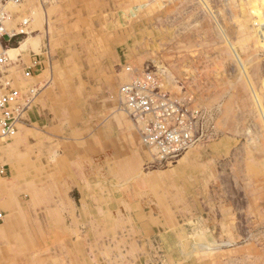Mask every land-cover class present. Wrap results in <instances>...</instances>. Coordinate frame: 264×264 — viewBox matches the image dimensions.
Listing matches in <instances>:
<instances>
[{"label":"crops","instance_id":"obj_1","mask_svg":"<svg viewBox=\"0 0 264 264\" xmlns=\"http://www.w3.org/2000/svg\"><path fill=\"white\" fill-rule=\"evenodd\" d=\"M183 2L5 6L0 81L30 104L16 134L0 135V264H264V238L254 240L264 215L232 223L209 193L229 182L213 149L146 171L152 156L121 109L119 87L176 42ZM171 72L160 83L177 99ZM228 202L237 212L264 197Z\"/></svg>","mask_w":264,"mask_h":264},{"label":"rangeland","instance_id":"obj_2","mask_svg":"<svg viewBox=\"0 0 264 264\" xmlns=\"http://www.w3.org/2000/svg\"><path fill=\"white\" fill-rule=\"evenodd\" d=\"M183 1L176 42L158 63L148 62L136 77L151 72L161 86L163 71L173 69L171 79L180 98H172L204 109L216 123L217 137L195 148L214 149L217 172L228 175L229 182L214 185L209 193L219 197L220 205L230 207L232 223L234 218L238 223L245 218L257 221L264 215V204L258 208L255 202L238 203L244 208L239 206L235 212L228 200L239 194L264 197V0ZM150 154L146 171L171 170L186 156L168 166ZM238 154L243 155L242 178L234 164ZM254 234V240L264 238V225L256 227Z\"/></svg>","mask_w":264,"mask_h":264},{"label":"built area","instance_id":"obj_3","mask_svg":"<svg viewBox=\"0 0 264 264\" xmlns=\"http://www.w3.org/2000/svg\"><path fill=\"white\" fill-rule=\"evenodd\" d=\"M21 1L0 0V38L6 32L5 6ZM6 63L7 58L0 54V72ZM154 75L146 72L119 87L121 109L138 128L142 147L154 154L160 165L169 166L196 146L214 140L217 137L216 123L204 109L190 108L162 91ZM20 97V91L12 88L9 80L0 81L2 137L15 135L17 125L23 121L30 103L20 106Z\"/></svg>","mask_w":264,"mask_h":264},{"label":"bare ground","instance_id":"obj_4","mask_svg":"<svg viewBox=\"0 0 264 264\" xmlns=\"http://www.w3.org/2000/svg\"><path fill=\"white\" fill-rule=\"evenodd\" d=\"M15 4V3H14ZM96 4V3H95ZM172 9V8H171ZM27 20L24 21V26L25 25H28L27 23ZM26 31V29H23V28H20L19 31ZM11 57V56H10ZM239 59V58H238ZM240 60V59H239ZM240 63V62H239ZM158 67V66H157ZM170 87V86H169ZM120 110V109H119ZM14 136V135H13ZM214 150V149H213ZM243 156V155H242ZM242 156H240L239 154L237 155L236 157V160H235V167H236V173H237V176L239 178H242V174L243 173V163L241 162L242 161ZM191 158V157H190ZM125 183V182H124ZM223 183V182H222ZM238 193V192H237ZM239 196H241V194H239ZM241 199V198H240ZM251 202V201H250ZM27 225V224H26ZM201 247V246H200ZM190 249V248H189ZM89 262V261H88Z\"/></svg>","mask_w":264,"mask_h":264}]
</instances>
